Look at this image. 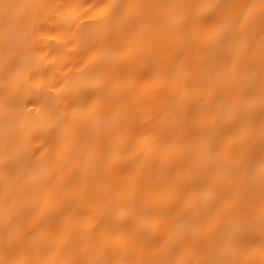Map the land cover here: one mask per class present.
<instances>
[{
  "label": "bare ground",
  "instance_id": "6f19581e",
  "mask_svg": "<svg viewBox=\"0 0 264 264\" xmlns=\"http://www.w3.org/2000/svg\"><path fill=\"white\" fill-rule=\"evenodd\" d=\"M262 260L264 0H0L2 264Z\"/></svg>",
  "mask_w": 264,
  "mask_h": 264
},
{
  "label": "snow or ice",
  "instance_id": "6c2138e0",
  "mask_svg": "<svg viewBox=\"0 0 264 264\" xmlns=\"http://www.w3.org/2000/svg\"><path fill=\"white\" fill-rule=\"evenodd\" d=\"M19 6L18 5H13V4H8L5 3L2 5L3 8V18L5 23H9L13 21L16 18V10ZM2 264V262H0ZM249 264H254V262H249ZM261 264H264V260L261 261Z\"/></svg>",
  "mask_w": 264,
  "mask_h": 264
}]
</instances>
